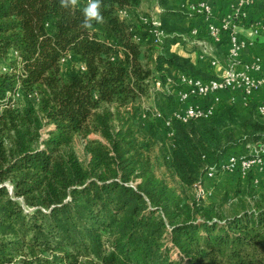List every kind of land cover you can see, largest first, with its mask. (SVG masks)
Masks as SVG:
<instances>
[{
    "label": "trees",
    "instance_id": "16d2710c",
    "mask_svg": "<svg viewBox=\"0 0 264 264\" xmlns=\"http://www.w3.org/2000/svg\"><path fill=\"white\" fill-rule=\"evenodd\" d=\"M170 1L157 0L166 39L153 71L146 34L134 41L142 0H101L103 22L90 29L81 27L88 0H0V59L10 68L0 73V264H264V193L250 177L228 211L183 196L156 177L133 120L121 116L155 76L214 78L171 51L194 25L183 26L188 15ZM261 99L173 124L172 166L186 186L214 162L205 143L264 144ZM229 124L244 131L237 141L221 133ZM144 126L151 142L170 143L163 119ZM76 137L87 140V164L71 149Z\"/></svg>",
    "mask_w": 264,
    "mask_h": 264
},
{
    "label": "built area",
    "instance_id": "2783aa9c",
    "mask_svg": "<svg viewBox=\"0 0 264 264\" xmlns=\"http://www.w3.org/2000/svg\"><path fill=\"white\" fill-rule=\"evenodd\" d=\"M228 1L227 10L220 16L207 0H186L179 5L188 19L194 18L200 22L192 27L189 34L196 40L192 45L198 48L200 60L207 62L211 69L224 70L222 76L208 80L177 72L175 75L179 88L166 84L164 91L175 98L176 108L166 118L157 109H154V113L156 119H163L165 127L169 129L167 140L170 143L175 138V122L187 124L190 121L211 119L225 104L234 106L241 103L246 107L257 94L262 96L259 112L264 115V55H257L249 62L244 61V55L260 45L259 41H264V12L260 8V0ZM120 16L131 19L128 10L121 11ZM139 24L142 32L135 36L136 43H141L142 35L146 34L156 44H164L166 35L160 17L140 15ZM224 38L228 42L224 46L223 55L218 45ZM157 88H162L161 83H157ZM149 111L146 109L142 113L143 120L147 119ZM220 169L230 174L238 173L242 179L248 178L254 169L263 172L264 144L253 146L249 156L229 157L220 165ZM216 173L215 165L207 167L204 179L211 180Z\"/></svg>",
    "mask_w": 264,
    "mask_h": 264
},
{
    "label": "rangeland",
    "instance_id": "374dc122",
    "mask_svg": "<svg viewBox=\"0 0 264 264\" xmlns=\"http://www.w3.org/2000/svg\"><path fill=\"white\" fill-rule=\"evenodd\" d=\"M151 1L152 0H142L143 3L138 10L141 17L146 16L159 18L161 9L158 7L156 8V6ZM171 1L176 5H180L181 2L186 0ZM132 19V21H134V18ZM136 19H138V22H140V17H136ZM190 20H192L193 23L197 22V20L194 18H187L185 21L187 23L190 22ZM193 41L196 40H193L191 36L190 38L186 37L182 40L180 38L178 39V44L172 45L170 49L176 55H179V53L183 55H193L198 51V48L196 46L191 45ZM142 44L144 51L148 50V47L151 46L149 55L144 60V63L148 65V69L154 71L156 66L155 59L159 53L164 52L165 44L158 45L154 42V40L148 38H146V40ZM259 44L263 43L259 41ZM261 50L263 51V48H261ZM9 69V63L0 59V73H7L9 72ZM221 70H224V68H222ZM175 74L176 72L174 73V75L172 74V76L167 75V77L163 78H161L160 76H155L157 78L150 79L148 81V94L143 98L136 100L134 103H131L127 108H121V116L123 115L126 119L133 120L135 131L140 140V143L143 145L142 150L151 160L153 172L156 177L167 182L171 187L175 188L183 196H189L197 199L201 198L205 203H215L218 206H222L225 211H228L230 207L229 203L233 200L232 197H234L235 192L241 187H246L248 178L242 179V177L238 173L230 174L222 172V170L220 169V165L222 163L224 164L225 161L231 156H249L253 149V145H248L246 149L233 147L234 142L229 143V139H226L225 142L222 141L221 144L213 143L214 146H210L208 143H205L204 146L206 150L203 149L204 151H202V155L205 154V160H208V158H210L215 163L213 162V164H211L206 162L203 170L204 173L201 178L202 181H200L198 185H195L194 187H188L181 181L172 166V152L171 150H169L171 147L170 144L172 143H164L160 140L151 142L149 135H146V133L144 132V125H146L147 123H152L154 122V120H156L154 109H157L162 117L168 115V111L170 112L168 106H171L174 103L175 98L173 96H168L164 91V87L166 86V84H170L172 88H179V84L176 81ZM157 83H161V89L157 88ZM106 108L113 113L117 111L116 105H107ZM173 108H176V106ZM146 109H150V114L145 122L141 115ZM119 126L120 119L116 117L114 127L118 128ZM47 128L48 127H46V129ZM221 133L224 138L231 136L233 137V141H237L243 136L244 131L238 125L229 124L226 128L222 129ZM43 135L45 137L46 133L44 132ZM90 139L103 141V139L99 135H91ZM249 146L251 148H249ZM71 149L83 162H85L86 164L89 162L90 156L87 153V140L81 137H76L71 146ZM213 165H215L217 170L215 177L211 180L204 179L207 167ZM254 171H256V169H254L250 173V182L248 181L251 188L253 189L252 192L256 191L257 193H264V180H262L258 176H254ZM253 203L254 202H252V204Z\"/></svg>",
    "mask_w": 264,
    "mask_h": 264
},
{
    "label": "crops",
    "instance_id": "0c3cea01",
    "mask_svg": "<svg viewBox=\"0 0 264 264\" xmlns=\"http://www.w3.org/2000/svg\"><path fill=\"white\" fill-rule=\"evenodd\" d=\"M155 6L156 8H160L157 0H152L151 1ZM172 4H174L172 1H170ZM209 2L213 5L216 13L218 16H220L222 14V12L226 11L228 6H229V1L228 0H209ZM264 2V0H260V5L261 3ZM153 5V6H154ZM176 5V4H175ZM179 6V5H178ZM261 10L264 12L262 6L260 7ZM161 9V8H160ZM158 11V9H157ZM159 17L161 18V15H162V9H161V13H159ZM189 23V24H188ZM200 22L197 21L196 23H193L192 20H190V22H187L185 21V26L188 27L190 24H193V25H198ZM188 24V25H187ZM190 38V35L189 34H186L184 36L181 37V40L184 39V38ZM262 43H264V41H261ZM178 44V43H177ZM192 45V43H191ZM194 46V45H192ZM224 48V47H223ZM261 48H264V45L260 44L258 46H256L255 48H253L251 51H248L245 55H244V61L245 62H249L251 60H253L255 58V56L257 55H264V51L261 50ZM264 50V49H263ZM178 56H181L183 58H187V59H190L191 62L198 68L202 71V73L204 74H207V75H210L212 77H220L222 76L223 74V70L221 69H211L209 66H208V63L207 62H204V61H201L200 58H199V54H198V51L193 54V55H183V54H180ZM253 175L254 176H258L260 177L262 180H264V171L260 172L258 171V169H256V171L253 172ZM244 182V181H243Z\"/></svg>",
    "mask_w": 264,
    "mask_h": 264
},
{
    "label": "clouds",
    "instance_id": "9594fccd",
    "mask_svg": "<svg viewBox=\"0 0 264 264\" xmlns=\"http://www.w3.org/2000/svg\"><path fill=\"white\" fill-rule=\"evenodd\" d=\"M62 7L68 8L75 6L77 0H60ZM101 0H88L87 6L83 9L84 19L81 22L83 29H90L93 26V21L97 23L103 22V16L100 12Z\"/></svg>",
    "mask_w": 264,
    "mask_h": 264
}]
</instances>
